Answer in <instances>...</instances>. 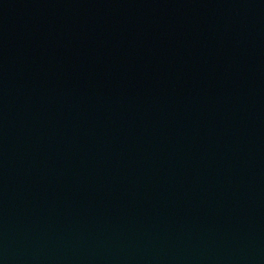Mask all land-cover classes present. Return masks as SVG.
Masks as SVG:
<instances>
[{
    "label": "water",
    "instance_id": "water-1",
    "mask_svg": "<svg viewBox=\"0 0 264 264\" xmlns=\"http://www.w3.org/2000/svg\"><path fill=\"white\" fill-rule=\"evenodd\" d=\"M0 264H264V0H0Z\"/></svg>",
    "mask_w": 264,
    "mask_h": 264
}]
</instances>
